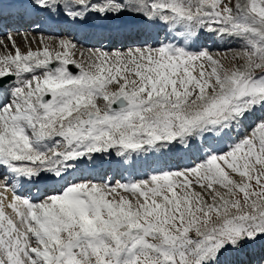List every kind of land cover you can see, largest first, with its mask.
Returning <instances> with one entry per match:
<instances>
[{
  "label": "snow or ice",
  "instance_id": "1",
  "mask_svg": "<svg viewBox=\"0 0 264 264\" xmlns=\"http://www.w3.org/2000/svg\"><path fill=\"white\" fill-rule=\"evenodd\" d=\"M0 264H264V0H0Z\"/></svg>",
  "mask_w": 264,
  "mask_h": 264
},
{
  "label": "bare ground",
  "instance_id": "2",
  "mask_svg": "<svg viewBox=\"0 0 264 264\" xmlns=\"http://www.w3.org/2000/svg\"><path fill=\"white\" fill-rule=\"evenodd\" d=\"M26 26H29V24L27 23V22H25V21H17V20H15V19H10L9 21H8V28H7V30H9V31H16V30H19L20 28H24V27H26ZM61 27V26H60ZM65 27L66 26H63V27H61V30L63 31V30H65ZM67 30V29H66ZM45 32V31H44ZM69 32H71V34H72V38L76 41V42H78L79 44H81V45H83V46H86V47H100L101 46V44H100V42L96 39V38H93V37H90V36H86L87 37V40L85 41V43L84 42H80V35L82 34V33H80L79 35H75V32L74 31H69ZM22 41V39H20L19 37L17 38V42L18 43H20ZM217 44H218V48H225V47H227V46H229V45H232V44H234V43H231V42H229V43H225V42H223V41H218L217 42ZM104 47H105V49H109L111 46L110 45H103ZM220 46V47H219ZM104 168H107V165H104ZM93 174H103L102 173V170L101 169H96L95 171H94V173ZM118 178V177H117ZM9 195V197H10V195H11V193H9L8 194Z\"/></svg>",
  "mask_w": 264,
  "mask_h": 264
},
{
  "label": "rangeland",
  "instance_id": "3",
  "mask_svg": "<svg viewBox=\"0 0 264 264\" xmlns=\"http://www.w3.org/2000/svg\"><path fill=\"white\" fill-rule=\"evenodd\" d=\"M69 29V28H68ZM19 32L23 35V34H25V33H27V34H29V35H31L32 34V32L33 31H31V30H28V29H24V30H19ZM45 35H47V36H50V37H53L54 39H59V38H62V37H64V36H67V34H65V33H62V34H58V35H54V34H48V33H45ZM20 38V39H22L21 38V35H18L17 37H16V39L17 38ZM78 43V42H77ZM20 45H21V47H23V45H24V42H23V40L19 43ZM79 44V43H78ZM35 46V45H34ZM237 45L234 43L232 46H229V47H236ZM220 47V46H219ZM229 47H225V48H218V50H220V51H225L227 48H229ZM214 50H217L216 48H214Z\"/></svg>",
  "mask_w": 264,
  "mask_h": 264
},
{
  "label": "water",
  "instance_id": "4",
  "mask_svg": "<svg viewBox=\"0 0 264 264\" xmlns=\"http://www.w3.org/2000/svg\"><path fill=\"white\" fill-rule=\"evenodd\" d=\"M73 71H75V69H73Z\"/></svg>",
  "mask_w": 264,
  "mask_h": 264
}]
</instances>
